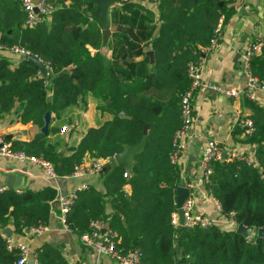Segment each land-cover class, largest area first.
<instances>
[{
  "label": "trees",
  "instance_id": "1",
  "mask_svg": "<svg viewBox=\"0 0 264 264\" xmlns=\"http://www.w3.org/2000/svg\"><path fill=\"white\" fill-rule=\"evenodd\" d=\"M230 3H118L109 14L116 39L107 41L114 52L113 60L107 61L101 53L107 43L95 0H54L50 14L33 26L25 24L21 0H0V46L23 49L51 66L49 77L44 78L28 57L12 67L0 56V117L19 108L20 122L42 127L47 111L57 118L86 93L102 100L110 113V119L89 128L68 154L49 141L59 131L52 124L47 135L10 141L14 151L43 155L53 162L58 177H67L88 156L114 161L124 145L140 142L145 124L151 125L127 176L126 169L116 164L103 175L104 191L90 186L78 193L67 215V226L77 236L91 232L90 223L102 219L116 233L118 250H138L142 264H264V236L258 234L264 229V107L258 104L250 103L252 112L247 116L253 122L247 143L255 147L254 158L214 162L207 183L222 213L253 235L220 223L179 230L173 222L180 165L170 155L183 123L180 100L191 86L188 68L200 60L221 15L232 13ZM148 50L154 52L153 62ZM252 69L264 79V48L252 60ZM57 197L53 186L0 191V227L12 223L20 233L48 226ZM35 254L36 264H70L60 246L47 241ZM19 259V252L8 250L0 232V264H19Z\"/></svg>",
  "mask_w": 264,
  "mask_h": 264
},
{
  "label": "crops",
  "instance_id": "2",
  "mask_svg": "<svg viewBox=\"0 0 264 264\" xmlns=\"http://www.w3.org/2000/svg\"><path fill=\"white\" fill-rule=\"evenodd\" d=\"M230 4L233 11L228 17L224 15L220 46L206 55L200 70L202 79L209 83L223 87H241L247 79L242 53L249 44L259 40L264 42V0H234ZM115 39L111 30L108 40L113 43ZM111 43L110 45L107 43L101 49L107 61L114 58ZM0 56L7 58L12 67L18 66L26 57L19 51L9 50L2 46H0ZM135 58L141 59L142 57L136 56ZM258 97L259 102L254 103L245 97H227L220 91L211 95L209 89H198L194 93V121L186 138L187 148L180 158V182L177 187L187 188L189 195L195 197L194 212L197 215L208 216L225 227H230L228 219L222 213L201 176L199 159L204 146L214 139L222 145L225 151L239 149L245 157L250 159L254 157L256 150L254 146L247 143L249 135L246 133L245 121L249 119L247 116L252 112L250 103L264 107V94L258 93ZM17 111L19 108L16 112L12 111L0 117V137L9 142L12 140L31 141L42 133L41 127L32 122H20ZM54 116L52 114V125L56 126L59 131L51 134L49 141L56 145V149L63 154H68L70 148L79 143L89 128L98 127L110 119V113L105 108L104 102L91 93L80 96L76 105L62 110L57 118ZM63 127H66L65 132H62ZM94 160L88 156L84 165ZM112 162L106 161L104 169ZM12 172H19L21 181L24 180V189L40 190L45 186H53L57 189L58 195L69 194L83 183L104 191L103 175L107 173L102 171L97 174L49 178L40 168L29 162L0 156V191L7 189L21 191L14 187L17 179L12 181V188L7 186L8 175ZM188 183H191V186L188 187ZM125 189L130 192V186H126ZM55 203L50 224L42 234L31 235L27 231L17 233L12 223L5 228L0 227V232H5L10 228L11 236L27 243L32 252H35L37 247L46 241L54 246H60L70 264H119L115 259L86 246L79 236L70 229L64 228L59 220L58 204Z\"/></svg>",
  "mask_w": 264,
  "mask_h": 264
},
{
  "label": "built area",
  "instance_id": "3",
  "mask_svg": "<svg viewBox=\"0 0 264 264\" xmlns=\"http://www.w3.org/2000/svg\"><path fill=\"white\" fill-rule=\"evenodd\" d=\"M146 2H154L157 0H144ZM232 2L234 0H226ZM22 6L26 12V22L28 26H33L34 24L44 20L46 16L54 9V0H21ZM224 14L221 15L218 25L214 30V35L210 39V43L205 48L201 49V58L198 62L192 63L189 65L188 72L191 79L190 88L182 95L180 104L182 109L183 123L180 129L176 132L174 137V150L170 155L173 163H180V158L183 155L184 151L187 148L186 138L192 127L194 121V104L193 97L194 93L198 89H215L220 91L227 97H245L254 103H258V93L264 94V79H261L259 76L254 74L252 69V60L261 54L264 48L263 41H255L247 46L245 51L242 53V62L244 65L245 73L247 76L246 82L241 87H223L217 86L212 83H209L202 79L201 75V66L205 61L206 55L212 53L220 46V32L221 26L224 21ZM8 49V48H7ZM15 50L23 53L26 57L30 54L28 51L23 49H9ZM48 70L51 66L48 63H45ZM50 73V72H49ZM247 126L246 133L250 135L253 131V122L248 119L245 121ZM66 127L62 128V132H65ZM0 156H8L14 159H17L22 162H29L38 168H40L46 176L49 178L57 177L54 169V164L52 161L47 159L45 156H33L26 154L23 151H14L11 148V144L8 140L3 137H0ZM245 159L247 162H251L252 159L245 157L244 153L239 149H233L231 151H225L222 145L217 140H210L203 148L201 157L199 159V170L201 176L207 185L210 176L213 171V163L221 159ZM106 161L104 159H96L86 165L78 166L74 173L67 177L72 176H81L88 174H97L102 172L104 169ZM127 172L124 174L127 176ZM191 186V183H188V187ZM90 186L86 183H83L76 188H74L69 194L62 195L59 194L57 197L58 204V213L59 220L62 226L66 229H69L67 226V215L74 204L75 200L78 197V193L82 190L88 189ZM216 199V198H215ZM216 203L220 207L218 200ZM195 208V197L189 195L183 205L182 209L184 211L185 222L184 227L193 228L200 226L203 228H209L214 225L219 224L215 219H212L205 215H197L194 212ZM222 211V210H221ZM228 219V223L231 227L235 229L238 228L237 224L233 219ZM173 222L175 225H179V214L178 207L177 212L173 215ZM90 226L93 228L91 232L85 233L80 236L81 241L91 249L95 250L100 254L107 255L112 259H115L119 264H142L141 253L138 250H130L127 253H121L117 248V243L115 241L116 233L109 230L104 220L97 219L90 223ZM47 229V226H41L37 228H32L27 231L31 235H40ZM2 237L6 241L8 250L13 251L17 250L20 255L18 261L19 264H27L28 261L33 260L34 263H37L36 254L32 252L29 245L23 241L16 240L12 236L7 235L5 232H2Z\"/></svg>",
  "mask_w": 264,
  "mask_h": 264
},
{
  "label": "water",
  "instance_id": "4",
  "mask_svg": "<svg viewBox=\"0 0 264 264\" xmlns=\"http://www.w3.org/2000/svg\"><path fill=\"white\" fill-rule=\"evenodd\" d=\"M96 1V10L95 14L96 16L100 19L102 24L108 20V11L110 10V7L113 4L114 0H95ZM126 0H117L118 3H121ZM223 3H220L222 5ZM111 34V30L109 28L103 29V42L107 43L108 38ZM147 55L150 56L151 61L154 59V52L152 50H149L147 52ZM28 59L35 62L36 65L38 66V70L40 72V75L44 78L49 77V70L46 67L45 63L37 56L33 54H29ZM211 95H214L217 93V90L215 89H209ZM48 100H51V96L48 97ZM109 103V102H108ZM52 124V114L50 111H47L44 115V125L41 127V132L45 135L48 134L49 127ZM151 127L150 124H145L144 129H143V136L142 139L140 140L139 143L134 144V145H129L126 144L123 147V150L114 156V161L109 165L105 167L103 172H107L110 170L114 165H120L123 166L126 169L127 173H130L132 169L134 168L135 165V156L140 153L143 150L144 144L147 139L148 135V130ZM19 172H12L8 175V180H7V186L8 188H12V181L17 179V183L15 184V189H24V180L21 181V178L19 176ZM177 192V207H178V214H179V225L178 229L181 230L184 227V222H185V216H184V211L182 209V205L185 201V199L189 196V190L185 187H177L176 188ZM55 202L52 203V206H55ZM237 232L244 234V235H253V231L248 230L246 227L243 225H239L238 228L236 229ZM5 233L9 236L12 235V230L10 228L5 230ZM258 234L264 236V229H260L258 231ZM27 264H35L33 260L28 261Z\"/></svg>",
  "mask_w": 264,
  "mask_h": 264
},
{
  "label": "rangeland",
  "instance_id": "5",
  "mask_svg": "<svg viewBox=\"0 0 264 264\" xmlns=\"http://www.w3.org/2000/svg\"><path fill=\"white\" fill-rule=\"evenodd\" d=\"M118 4V2H117V0H114L113 1V4H112V6L110 7V10H111V8L114 6V5H117ZM110 10L107 12L108 13V20L106 21V22H104L103 23V29H105V28H109L110 30H115V27H114V25L112 24V22H111V18H110Z\"/></svg>",
  "mask_w": 264,
  "mask_h": 264
}]
</instances>
